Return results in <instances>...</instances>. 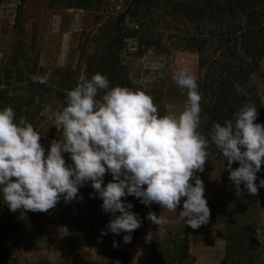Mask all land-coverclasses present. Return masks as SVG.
Instances as JSON below:
<instances>
[{
  "label": "rangeland",
  "instance_id": "obj_1",
  "mask_svg": "<svg viewBox=\"0 0 264 264\" xmlns=\"http://www.w3.org/2000/svg\"><path fill=\"white\" fill-rule=\"evenodd\" d=\"M75 2L0 1V108L12 107L18 119L23 117L31 123L46 151L52 141L61 139V132L53 125L54 114L66 106L67 92L97 72L109 79L110 87L123 86L150 95L158 115H179L187 102V90L177 86L173 74L184 67L198 78L201 74L198 50L189 46L185 37L193 28L190 15L186 13L185 20H179L177 9L163 2L152 4L150 9L142 7L144 33H133L110 53L118 21L122 32L138 29L128 13L123 18L126 0H103L101 4L90 0L84 7L74 6ZM45 75L47 83L33 81L34 76ZM252 80L264 91V49ZM209 152L211 156L198 176L210 188V219L198 229L189 226L193 255L181 262L187 225L179 218L182 201L177 212H168L155 203L146 206L134 196L122 198L133 204L131 211L142 220L131 242L124 243V232L101 234L114 217L101 208L103 201L90 182L79 188L82 199L65 203L62 198L47 212H12L0 195V235H6L5 240L0 238V252L18 264L39 259L51 264L76 260L95 264H197L194 252L202 241L222 244L226 240L224 208L234 191L222 180L224 162ZM63 155L66 164L73 163L69 153ZM111 180L106 173L104 182ZM149 212L167 217L168 223L155 225L147 219ZM253 212L259 220L264 208ZM149 232L157 236L146 242ZM114 241L118 247L113 246ZM255 245L253 259L243 264H264V245ZM243 253L238 246L228 264H240Z\"/></svg>",
  "mask_w": 264,
  "mask_h": 264
},
{
  "label": "clouds",
  "instance_id": "obj_2",
  "mask_svg": "<svg viewBox=\"0 0 264 264\" xmlns=\"http://www.w3.org/2000/svg\"><path fill=\"white\" fill-rule=\"evenodd\" d=\"M173 80L187 90V102L179 115L164 116L158 115L153 98L143 91L110 87L109 79L99 72L81 80L67 92L66 106L54 114L53 125L62 135L47 151L31 123L23 117L17 120L12 107L0 109L2 201L12 212H47L62 198L65 203L82 199L79 188L90 182L103 201L101 208L114 217L102 235L124 232L123 242L129 243L141 227V218L131 211L133 204L122 199L126 196L146 206L158 204L168 212H177L186 198L179 218L198 229L211 215L203 180L196 174L204 171L211 145L227 161L236 193L246 189L255 196L264 187V179L256 183L264 164V125L255 122L257 105L243 106L234 121L215 123L209 139L199 131L198 77L184 67L173 74ZM33 81L47 83L48 76H34ZM261 101L264 104V96ZM64 153L70 154L72 164H66ZM234 162L239 166L233 168ZM106 173L112 177L107 184ZM147 219L157 226L168 223L167 217L154 212ZM256 235L264 245V213ZM155 236L149 232L146 242ZM113 246L118 244L114 241Z\"/></svg>",
  "mask_w": 264,
  "mask_h": 264
},
{
  "label": "trees",
  "instance_id": "obj_3",
  "mask_svg": "<svg viewBox=\"0 0 264 264\" xmlns=\"http://www.w3.org/2000/svg\"><path fill=\"white\" fill-rule=\"evenodd\" d=\"M77 1L74 6L84 7L90 0ZM161 2L165 6L173 5L177 9L179 20H185L186 13L191 17L193 28L185 37L188 45L195 47L199 54L201 74L197 83L198 91L202 95L199 131L210 139L209 134L215 123L223 125L225 120L234 121L235 113L247 104L257 105L258 117L255 122L264 125V104H261L264 91L252 80L264 49V0H126L127 8L123 18L125 19L128 13L137 22L138 29L122 32L121 21H118L109 52L115 51L114 49L133 33L138 31L144 33L146 16L141 13V8L150 9L152 4L159 6ZM93 3L101 4L103 0H92ZM16 119L19 120L17 116ZM208 150H212L217 158L222 159L224 162L222 180L230 183L234 189L229 204L224 208L227 212L226 254L222 264H228L229 257L238 246L240 251H244L240 259V264H243L246 260L253 259V248L259 242L256 228L260 219L258 220L253 211L257 209L261 211L264 208V187L258 188L255 196L248 194L243 185L242 193H236L235 186L229 179L227 161L218 154L214 145ZM238 166L239 162L232 165L233 168ZM260 179H264V164L257 173V184ZM184 199L186 198H182L181 201ZM2 223L0 215V224ZM188 228L186 225L180 262L190 256ZM5 236L0 235V238L5 240ZM0 264L18 263H11L7 255L0 252ZM30 264L51 263L39 259ZM66 264L95 263L76 260Z\"/></svg>",
  "mask_w": 264,
  "mask_h": 264
},
{
  "label": "crops",
  "instance_id": "obj_4",
  "mask_svg": "<svg viewBox=\"0 0 264 264\" xmlns=\"http://www.w3.org/2000/svg\"><path fill=\"white\" fill-rule=\"evenodd\" d=\"M105 183V182H104ZM107 184V183H105ZM204 195L206 198L210 195V188L204 184ZM190 228V227H189ZM189 232V231H188ZM189 236V233H188ZM189 253L193 255V246L190 247L189 240ZM198 257L197 264H222L226 254V240L219 244L213 240L208 242L207 240L201 242V248L194 252Z\"/></svg>",
  "mask_w": 264,
  "mask_h": 264
}]
</instances>
